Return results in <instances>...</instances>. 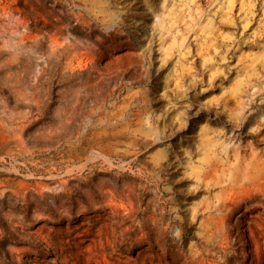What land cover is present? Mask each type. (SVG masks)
<instances>
[{
  "label": "rangeland",
  "instance_id": "rangeland-1",
  "mask_svg": "<svg viewBox=\"0 0 264 264\" xmlns=\"http://www.w3.org/2000/svg\"><path fill=\"white\" fill-rule=\"evenodd\" d=\"M263 115L264 0H0V264H264Z\"/></svg>",
  "mask_w": 264,
  "mask_h": 264
},
{
  "label": "trees",
  "instance_id": "trees-1",
  "mask_svg": "<svg viewBox=\"0 0 264 264\" xmlns=\"http://www.w3.org/2000/svg\"><path fill=\"white\" fill-rule=\"evenodd\" d=\"M100 239H103L104 242L103 248H101V244L99 243ZM93 244L95 247L94 251L99 254V258L102 257L104 251L110 253L113 250V247L115 245L117 246V242L114 240V237L111 235L110 230L107 228L103 229V235L101 236L97 235L95 237V241L93 242ZM141 249L139 248L134 252H132V257L139 260L140 262L145 261L143 264H178L176 262H173L169 255L165 257H161L159 250L156 251L148 250L142 253L141 255H139L138 251H140ZM118 250L122 251L120 249ZM153 254L157 255V257H153V256L151 257V255Z\"/></svg>",
  "mask_w": 264,
  "mask_h": 264
},
{
  "label": "bare ground",
  "instance_id": "bare-ground-1",
  "mask_svg": "<svg viewBox=\"0 0 264 264\" xmlns=\"http://www.w3.org/2000/svg\"><path fill=\"white\" fill-rule=\"evenodd\" d=\"M264 116V115H263ZM264 118V117H263Z\"/></svg>",
  "mask_w": 264,
  "mask_h": 264
}]
</instances>
